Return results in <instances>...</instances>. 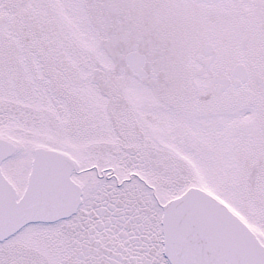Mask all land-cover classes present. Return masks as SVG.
<instances>
[{"label": "snow or ice", "instance_id": "1", "mask_svg": "<svg viewBox=\"0 0 264 264\" xmlns=\"http://www.w3.org/2000/svg\"><path fill=\"white\" fill-rule=\"evenodd\" d=\"M0 264H264V0H0Z\"/></svg>", "mask_w": 264, "mask_h": 264}]
</instances>
